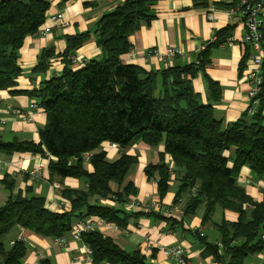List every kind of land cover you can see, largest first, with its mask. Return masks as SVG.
<instances>
[{"label":"trees","instance_id":"16d2710c","mask_svg":"<svg viewBox=\"0 0 264 264\" xmlns=\"http://www.w3.org/2000/svg\"><path fill=\"white\" fill-rule=\"evenodd\" d=\"M238 1L228 4L227 9ZM156 2L125 0L97 21L96 43L105 55L102 61L91 60L73 70L71 56L89 33L66 37L63 72L38 89L21 92L37 99L46 113V125L39 130L37 144L0 138V153L49 155L52 184L73 178L85 180L87 187L61 190L71 206L70 212L62 213L47 209L45 198L35 194L34 186L39 182L30 184L26 196L13 198L10 194L0 206V264H25L27 243L17 240L8 246L5 242L16 227L55 240L66 237L74 221L87 218H102L119 229L138 216L161 218L156 212L135 214L125 209L138 193L134 182L128 180L137 158L122 153L111 161L102 150L104 143L125 150L137 141L152 147L163 144L165 153L172 157L178 181L174 203L189 194L186 216H194L203 207L204 225L211 222L217 208L238 214L236 222L214 225L221 242L219 246L205 243V254L221 264H244L250 255L262 252L264 199L253 201L239 185L238 176L245 166L258 177L264 176V82L256 113L249 115L246 111L239 120L225 126L214 114V105L221 101V86L205 69L210 64L208 49L227 43L229 29L219 31L216 41L197 53V63L174 65L159 72H146L124 63L121 57L132 48L131 35L156 18ZM49 8L46 0H0V91L16 87L22 73L20 50L27 37L45 24ZM262 45L264 49V40ZM247 47L248 59L251 51ZM52 57L51 50L43 51L34 71L45 72ZM200 73L207 83L208 103L193 86ZM262 74L264 77V63ZM86 154L90 155L89 163L85 162ZM145 174L157 183L158 195L163 199L170 189L169 166L148 165ZM29 178L28 174L26 180ZM1 183L10 193L16 180L5 175ZM82 242L91 249L93 264H150L140 251L126 252L100 231L83 233ZM40 264L49 262L41 259Z\"/></svg>","mask_w":264,"mask_h":264},{"label":"crops","instance_id":"0c3cea01","mask_svg":"<svg viewBox=\"0 0 264 264\" xmlns=\"http://www.w3.org/2000/svg\"><path fill=\"white\" fill-rule=\"evenodd\" d=\"M46 1L49 2L50 8L46 14L45 25L51 27V32L44 37L34 35L27 37L20 50L19 66L22 73L17 79V85L0 91V122L2 120L5 122L0 127V138L6 142L13 140L33 141L36 144L40 142L39 130L44 128L47 122L44 110L40 108L35 111L30 121L15 118L11 112L13 109H27L31 103L37 101L21 92L38 89L63 72L65 62L62 55L67 48L66 37L68 36L89 33L88 39L72 55L78 58L77 63H71L73 70L82 68L91 60L102 61L105 55L97 46L95 25L103 15L113 11L125 0ZM235 1L237 0H157L156 18L148 25L143 24L130 37L131 51L135 56L130 58L127 53L121 57L122 61L139 66L146 72H159L174 65L184 66L188 64V57L193 60L203 46L213 44L219 31L229 29L228 34L232 41L208 49L210 64L205 71L221 86V101L214 105L216 119L222 121L225 126L236 122L247 111L249 105L245 74L253 68V64L246 58L248 47L244 42L245 27L242 17L231 19L228 15L227 5ZM56 14H61L62 21L52 23L49 17ZM169 47L178 48L182 52L170 64L147 55L151 48H157L159 52L165 53ZM46 50L53 52L49 67L45 72L34 71L41 53ZM193 86L200 94L202 101L208 103L207 83L201 73L193 80ZM262 114L264 116V106ZM102 150L107 153V158L111 161L117 160L122 153L136 157L137 163L131 168L128 180L133 181L138 190L137 201L143 204L162 203L171 214L166 216V213L162 212L161 218L160 216H138L130 219L124 229H104L105 236L113 239L126 252L140 251L150 264H177L159 251L156 247L158 244L164 247H184L196 264H221L213 256L204 253L205 243L219 246L221 235L214 225L222 221L236 222L237 213L217 208L211 222L204 225L202 224L203 207H200L194 216H186L184 207L189 194H183L180 201L177 204L174 203L178 187L174 172L175 164L172 157L165 153L163 144L152 147L137 141L129 148L122 150L117 145L104 143ZM38 158L39 155L30 153H16L12 156L0 153V160L4 165L0 172V183L5 175L16 180V185L10 193L1 183L0 206L7 201L10 194L13 198L19 194L26 196V190L31 186L26 178L38 162ZM72 162L75 163L74 160ZM163 163L169 166L172 175L169 192L161 199L158 195L157 183L148 179L145 169L148 165L156 166ZM87 168L90 172L92 171L90 165ZM42 176V180L34 186L35 194L45 198L46 208L52 212L71 211L68 200L60 194L61 190H84L87 187L85 180L66 178L56 180L53 184H58L60 188L53 189L49 179L48 165L43 170ZM238 183L253 201H263L264 176L258 177L245 166L239 173ZM62 203L65 205L61 206ZM141 211L134 210L132 213ZM22 238L26 240L29 247L24 260L25 264H40L41 259L47 260L49 264H91L87 260V255L81 251L82 244L73 242L70 233L66 236L70 242L67 247L56 245L53 239L37 236L20 227L14 228L7 235L5 242L9 246L10 242ZM148 241L153 243L152 250L143 251L142 247ZM244 264H264V252L250 255Z\"/></svg>","mask_w":264,"mask_h":264},{"label":"built area","instance_id":"2783aa9c","mask_svg":"<svg viewBox=\"0 0 264 264\" xmlns=\"http://www.w3.org/2000/svg\"><path fill=\"white\" fill-rule=\"evenodd\" d=\"M228 15L231 19L236 17H242L245 27V35H244V42L247 46H249L251 54L248 57L250 63L253 64V68L248 70L245 74V80L248 85V92H247V100L249 102L247 112L249 115H254L256 110L260 106V99L258 98L259 93L262 91V85L264 82V77L262 74V68L264 63V49H263V40H264V33L262 29L264 28V0H239L236 6L229 8ZM47 20V19H46ZM49 20L52 23H57L62 21L61 14H56L54 16H50ZM46 23V22H45ZM63 24V22H62ZM51 32V27L47 24L43 25L41 29L34 35V36H46ZM217 38H214L216 41ZM213 40V41H214ZM232 38H229L227 42H231ZM206 47H202L200 51H203ZM182 54L181 50L175 47H169L165 53L159 52L157 48H151L148 50L149 57H157L160 61L166 62L168 64L171 61ZM197 55V54H196ZM130 58L134 57L135 54L133 51L130 50L129 52ZM188 64L198 62L196 57L191 60L189 57L187 58ZM78 58L77 56H71V62L73 64L77 63ZM40 106L38 102H33L27 109H13L11 112L13 113V117L24 120L30 121L33 119L35 111L39 110ZM5 124L4 120L0 122V127ZM52 159L51 156H40L38 158V162L34 165L33 169L29 172V183L32 185L35 182H40L43 178V170L47 165H49L50 160ZM85 162L89 163L90 155L86 154L84 156ZM3 162L0 160V172L3 168ZM53 189H59L58 184L52 185ZM65 204L62 203L61 206ZM125 209L128 212H132L134 210H142L144 212H156L162 213L165 212L166 216H171L168 212V209L162 204L158 202H150L143 204L138 202L137 199L132 198L126 204ZM113 228L118 230L119 228L116 225L106 222L102 218H87L84 220L77 221L70 232L71 238L73 242L81 243L82 248L81 251L87 255V260L89 263L93 264L92 260V251L91 249L82 242V235L86 232H93V231H100L103 232L104 229ZM20 241L26 242L24 238L20 239ZM263 241V250L264 252V235H262ZM16 241L10 242V246H13ZM27 243V242H26ZM56 245L67 247L69 246L70 242L66 237L56 238L54 240ZM153 243L150 241L144 244L142 247L143 251H150L152 250ZM33 247V246H31ZM163 255L175 261L177 264H196L194 263L190 256L188 255L186 249L182 246H170L164 247L158 244L156 246Z\"/></svg>","mask_w":264,"mask_h":264},{"label":"rangeland","instance_id":"374dc122","mask_svg":"<svg viewBox=\"0 0 264 264\" xmlns=\"http://www.w3.org/2000/svg\"><path fill=\"white\" fill-rule=\"evenodd\" d=\"M0 187H2L1 183H0Z\"/></svg>","mask_w":264,"mask_h":264}]
</instances>
